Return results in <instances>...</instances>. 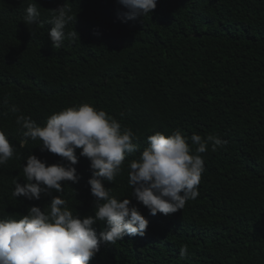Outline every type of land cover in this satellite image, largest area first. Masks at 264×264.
Segmentation results:
<instances>
[{
  "label": "trees",
  "instance_id": "1",
  "mask_svg": "<svg viewBox=\"0 0 264 264\" xmlns=\"http://www.w3.org/2000/svg\"><path fill=\"white\" fill-rule=\"evenodd\" d=\"M29 2L0 0V131L15 146L0 165V219L18 220L31 206L47 210L51 196H12L15 182H25L30 154L46 166L65 163L42 152L39 140L21 146L24 130L8 109L16 105L44 126L53 113L89 104L136 134L139 150L104 186L149 222L143 237L101 244L89 264H264V0H157L151 13L128 22L117 0H35L41 23L26 25ZM64 4L75 16L65 33L74 30L78 39L54 48L50 10ZM175 130L193 151V134L228 143L213 152L209 142L200 154L205 171L196 199L152 216L131 196L128 164L148 136ZM89 164L79 157V182H62L63 192L52 193L80 216L94 214ZM103 226H94L97 233Z\"/></svg>",
  "mask_w": 264,
  "mask_h": 264
},
{
  "label": "clouds",
  "instance_id": "2",
  "mask_svg": "<svg viewBox=\"0 0 264 264\" xmlns=\"http://www.w3.org/2000/svg\"><path fill=\"white\" fill-rule=\"evenodd\" d=\"M126 10L119 15L122 22L135 20L151 13L157 0H117ZM52 17L48 38L52 47L60 48L66 39H78L76 31L65 33V27L74 21L71 9L64 4L50 10ZM35 0H30L22 21L26 25L41 23ZM42 26V25H41ZM8 112L16 115V124L22 132L21 146L29 140H39L40 150L59 156L65 163L46 166L35 155H29L22 166L25 182L14 184L12 196L39 200L41 195L51 196L47 210L31 206L25 215L16 219H0V264H89L99 252L101 244L114 245L125 236L143 237L148 220L131 203L129 198L118 199L110 195L105 182L113 183L122 171L126 156L137 152L136 134L105 111L89 104L68 107L48 117L39 126L30 117L20 113L16 105ZM5 112L2 115H7ZM180 130L170 135L157 132L147 137V147L137 159L128 164L127 183L131 196L147 208L150 215H169L181 211L186 202L198 196L201 174L205 171L202 155L208 150L223 148L228 141L218 136L202 138L198 134L188 143ZM90 161L91 176L87 180L94 197V214H73L67 201L55 192H63L67 182L78 183L80 176L74 165L79 157ZM12 145L0 131V165L14 155ZM103 223L97 233L95 225ZM187 246H182L179 256L184 259Z\"/></svg>",
  "mask_w": 264,
  "mask_h": 264
}]
</instances>
